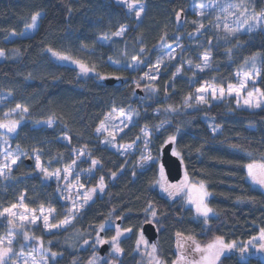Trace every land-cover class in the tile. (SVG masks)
I'll return each mask as SVG.
<instances>
[{
    "label": "trees",
    "instance_id": "trees-1",
    "mask_svg": "<svg viewBox=\"0 0 264 264\" xmlns=\"http://www.w3.org/2000/svg\"><path fill=\"white\" fill-rule=\"evenodd\" d=\"M263 1L252 0L253 8H261ZM192 2L146 0L144 17L138 21L115 0H0V50L6 53L0 61V119L17 105L28 109L16 133L7 137L10 147L34 153L54 167L72 162L76 149L82 148L88 159L80 162V168L98 162L88 185L101 178L106 183L104 194L97 195L65 228L50 233L41 226L35 230L57 254L48 264H87L97 249L70 246L69 237L92 238L105 222L118 219L123 227L137 230L152 220L153 211L159 229L157 246L168 264L177 258L183 240L207 243L222 236L226 242L246 241L264 229V191L252 185L246 170L249 162L264 160V106L238 107L236 97L229 96L187 107L203 83L237 84L236 71L258 52L261 74L256 84L264 91V30L246 31L226 41L207 32L191 39L189 33L199 23ZM38 12L43 15L32 35L11 37L25 30ZM119 31L122 37L115 35ZM161 43L180 44L184 50L175 62L161 68L158 94L144 100L137 89L144 83L142 69L130 70L129 64L133 57L153 61ZM54 53L80 60L97 73L81 76L77 67L58 60ZM203 54L210 55L206 69L195 71L185 65L186 60L201 65ZM118 59L126 60V65L115 66ZM104 75L118 81L108 85ZM128 105L137 109L138 116L119 140L133 142L148 126L159 149L174 141L190 178L207 184L214 215L196 219L183 198L171 200L156 187V164L141 169L138 154L121 156L103 145L97 127L114 107ZM50 120L53 126L44 124ZM27 159L0 184V211L22 198L30 208L50 207L57 217L65 216L67 205L56 183L44 181ZM4 232L0 228V235ZM112 235L105 230V236ZM120 245L118 264H138L136 235L122 238ZM219 264L264 262L259 255L241 259L234 251L223 255Z\"/></svg>",
    "mask_w": 264,
    "mask_h": 264
},
{
    "label": "rangeland",
    "instance_id": "rangeland-1",
    "mask_svg": "<svg viewBox=\"0 0 264 264\" xmlns=\"http://www.w3.org/2000/svg\"><path fill=\"white\" fill-rule=\"evenodd\" d=\"M115 1L117 3L122 4L126 8L127 13L134 16L138 21H141L143 19L146 10V0H136L135 8L133 10H129L127 8V4L123 3L122 0H115ZM129 2H132V0H129ZM239 2L240 0H193L191 5V11L197 15V19L199 20V23L197 27L192 32L189 33V38L195 39L200 34L203 35L205 32H207L210 34H214L218 41L220 39L226 41L227 40L226 38L237 36L246 31H251L256 29L264 30V24H258L254 28H249L247 25L242 24L241 20L243 19V17L240 16L239 11L235 8L231 9V11L237 13L234 16H229L228 13L224 11V9L229 4H235ZM244 4L248 9V13H247L248 15H251L253 12L257 14L264 12V1H263V6L259 9L253 8L252 0H244ZM141 5H143V12H141L140 16H136L135 12L139 11ZM38 13H39V17L37 19V27L40 21V17L43 15V12H38ZM225 24H227L231 28H238V31H236L235 34H230L227 31V29L224 27ZM30 25L27 26V28L20 33H12L11 37L32 35L37 30V27L32 28L30 27ZM201 25L203 26L201 27ZM119 32L123 34L122 31ZM122 34L118 36L122 37ZM183 50L184 47H181L180 44L171 45L168 43H161L158 46V53L156 54L153 61L148 62V60L145 61L137 60L129 64L130 70H137L138 68L142 69L141 80L144 83L137 87L139 97H142L145 100L152 97L153 95L158 94L157 79L161 68L164 65L175 62V60L181 55ZM205 55L208 56L207 62H205L204 60ZM64 56L66 55L64 54ZM254 56L256 57L254 63L252 57L247 59L245 63L235 73L239 79V82L237 84H232V86L238 87L241 81L243 80L244 72H252L254 75L256 72H259V75H255L254 79L248 81L245 89L241 91L239 96H237L235 92H233L231 95L228 94L227 89L229 85L227 87H223L211 82L203 83L201 86L196 88V96L195 98H193V100L190 101V103H188L187 105L188 109L198 104H202L204 102L221 101L229 96L236 97V104L238 107L254 110L264 106V103H262L260 107H251L243 103L244 99L247 98L248 91H253L254 89H260V87L256 83L260 79V74H261V53L258 52ZM55 57L62 62L77 67V69L79 70V74L81 76H85L89 74L95 75L97 73L93 68H90L85 63L84 64L89 69V71L87 72L81 71L80 65L75 63L77 59H71V60L61 59L57 55H55ZM202 57L204 61L199 66H194L187 60L185 61V65L187 67L193 66L195 71L206 69L209 65L210 55L203 54ZM5 58H6V53L4 52V55L0 56V61L4 60ZM118 60L119 61L113 62L115 66L119 67L121 65L123 66L126 65V60L124 59H118ZM179 71L180 68L176 70V73ZM106 77H110V76L104 75L103 79ZM202 87H207L209 90L206 92H198L197 90ZM213 87L217 89L215 96L211 94V88ZM219 88H223L225 90L223 96L220 95ZM200 95L204 96L203 102L197 101V98ZM238 100L239 103L237 102ZM141 102H147V101L142 100ZM20 106L21 108L16 107L14 109L5 112L3 114V117L0 119V122H7L12 120L19 121L16 128L17 131L19 124L24 120L25 114L28 113V109L27 112L22 111L23 108H26L25 106L22 105ZM120 109L124 110L126 114L125 116L120 115V111H119ZM128 116H130L131 118L128 119L127 118ZM137 116H138L137 109L133 108L131 105L124 107L117 106L114 107L111 111H109L106 114L103 121L99 124V126L96 129V133L102 136L103 145L108 146L112 150L118 152L121 156H126L129 154L130 155L138 154L137 156L139 159L137 165L141 169H144L152 164H156L159 168V177L156 182V187L159 189L161 193L166 195L171 200H174L176 198H183L185 200L186 205L190 206L193 209L194 217L196 219L206 220L208 219V217L214 215L215 211L209 205L208 202L211 192L209 191L208 186L204 181H193L186 172V170H184L183 176L178 181H170L168 179L165 169L161 163L162 148L159 149L156 145H154L151 135L152 130L148 126L143 127L140 133V137H137L133 142H122L119 140L120 137L133 126V124L136 122ZM208 121L212 125L211 127L215 129V131H217V128L214 127L212 121L210 119H208ZM44 124L47 126H53L54 122L50 120L44 122ZM16 131L8 132L7 129L0 128V159H1L0 169L4 170V175H0V184L6 182L11 177L14 167H16L23 159L28 158L29 160H31V163L33 161V163L36 166V171L42 175L44 181L46 182L53 181L56 183L59 194L66 202L67 206L64 210L67 213L65 216L59 218L57 217V212L54 208H50V207H40L37 209L30 208L21 199L19 203L15 204L17 205V208H15L14 211L17 213V216L14 219L17 225L22 224L23 227L17 226L13 229L9 224V220L13 218L7 217V215L0 216V228L3 227L5 229V232L1 234L0 237H7L10 231L14 232L12 247L14 251L17 253V255H14L12 257V261L18 262V264H23V262L27 260L28 264H32V257L35 256L36 260L40 261V264H48V259L50 257L55 258L57 254L55 253L56 254L55 256L52 255L53 252L50 250L49 247H47L44 244L42 238L34 233L35 230L39 226H41L43 230H45L47 233H50L65 228L66 226L71 224V222L79 214V212L88 203H90L97 195L104 194L106 190V183L102 179L103 191L100 190L101 180H99L96 185H88L90 178L94 175V169L98 165V162L95 160L97 162L95 165L92 164L91 166L80 168L79 167V165L81 164L80 162L82 160L88 159L87 156L82 151V148H77L76 151L74 152V156H75L74 160L76 161L75 164L70 162L60 167H54L51 162H43L42 159L34 153H29V151L19 152L18 150L11 148L7 137L14 135ZM62 140L64 142H68V137L63 136ZM158 151H160V154H158ZM173 152L179 155L174 147H173ZM6 156H8L9 159L6 160L5 159ZM12 159L16 160L15 164L12 163ZM37 161H39V166H37ZM5 164L8 165V168H4ZM57 170H59V174H56ZM185 174H187L189 183L192 184H197L199 182L204 183L206 191L209 193V195L205 199V202L208 205V207L213 209V211L209 213L207 217H204L203 215L197 213L196 205L188 201L187 189L183 192H176L175 194H170L173 192V190L168 186L172 184H179L181 181L185 179ZM247 177L253 186L264 191V186H261L258 183L252 181V179L248 175ZM81 185H83V187H81ZM166 188L168 190H165ZM93 189H95V191H92ZM86 196H90L91 198L87 199V201L85 202ZM41 209H43V211H41ZM2 211L3 209L0 212ZM153 212L151 213L152 215L151 221L154 220ZM22 215L26 216L27 219L21 221L20 216ZM44 217L48 218V224L50 225L60 224L61 221L65 220L66 218L69 220V223L63 224L60 227L50 228L45 226ZM33 220L34 222H32ZM117 227L119 228L121 235L118 237V240L116 242H113L112 237L116 236ZM106 229H110L111 232H113V235L110 237L105 236ZM126 229H130V231H125ZM25 234L29 237L28 240L24 239ZM131 234L136 235L135 252H136L138 264H168V262L161 257L159 253V248L157 246V242H152V243L149 242L142 231V227L138 228L137 230H134L133 228H125L121 225V222L116 223L114 221H107L103 224V227L100 226L98 233L94 237L82 240L81 239L82 236L75 234L69 237V241L67 243L70 246L79 245V247L82 248L91 246L92 248L97 249L93 257L88 261L87 264H90V262H94V264H118L117 259L122 256V252H123L122 247L120 245V240ZM255 237H258V235H256ZM141 240H143L146 243H139L138 245V242ZM249 240L237 241L238 247L226 251L225 254L238 251L240 253L241 259H247L249 255H259L261 260L264 262V249H261L259 247V240H257L255 243L252 244L248 243ZM85 241H87V243H85ZM211 241H208L207 243ZM104 243H108L109 248L106 254H100L99 248ZM183 243H179V245L177 246L178 256L175 260L172 261L171 264H191L193 260H198L200 257V254L194 252L193 250L195 244H200L201 246L207 244V243H202L201 241L195 238L186 239L185 241L183 240ZM41 244H43V248H41L40 246ZM117 244L121 249L120 252L115 251V247L117 246ZM153 244L156 245V251L154 253L152 252V247H151ZM245 244H248V248L247 251L242 254L240 252V246H243ZM181 245L183 247H181ZM21 249L23 250L22 254H20ZM181 256L185 257V259H179Z\"/></svg>",
    "mask_w": 264,
    "mask_h": 264
},
{
    "label": "snow or ice",
    "instance_id": "snow-or-ice-1",
    "mask_svg": "<svg viewBox=\"0 0 264 264\" xmlns=\"http://www.w3.org/2000/svg\"><path fill=\"white\" fill-rule=\"evenodd\" d=\"M123 3L127 4V8L129 10H133L135 8V4H136V0H132V2H129V0H122ZM232 8H235L239 11L240 16L243 17V19L241 20V23L244 25H247L249 28H254L256 27L258 24H264V12H261L259 14L253 12L251 15H248V9L246 7V5L244 4V0H240L239 3H235V4H229L224 11H226L228 13L229 16H234L237 13L231 11ZM141 12H143V5L140 6L139 11L135 12L136 16H140ZM39 17V13L34 14L31 17L32 23L30 25V27L32 28H36L37 27V19ZM203 25H201L202 27ZM224 27L227 29V31L230 34H235L236 31H238V28H231L229 27L227 24L224 25ZM122 33L117 32L115 33V35H121ZM23 35V34H21ZM4 52L3 50H0V56H3ZM54 55L59 56L61 59H68L71 60L72 58L70 56H64L60 53H54ZM256 57H252L253 63L255 62ZM134 61H137L138 58L137 57H133ZM205 62H207L208 60V56L205 55L204 57ZM75 63L80 65L81 71L83 72H87L89 71V69L86 67V65L77 60L75 61ZM159 63V61H158ZM147 75V74H146ZM255 75H259V72H256ZM255 75L252 72H244L243 73V80L241 81V83L239 84L238 87L236 86H232L229 85L228 86V94L231 95L233 92H235L237 94V96L240 95L241 91L245 89L247 83L249 80L254 79ZM209 89L207 87H202L200 89H198V92H206ZM224 89L223 88H219V93L221 96L224 95ZM217 89L215 87L211 88V94L213 96L216 95ZM198 102H203L204 101V96L200 95L197 98ZM239 103V100L237 101ZM243 103L245 105H249L251 107H260L262 103H264V91H261L260 89H254L253 91H248L247 92V98L244 99ZM17 108H21L20 105H17ZM22 111L27 112V108H23ZM120 115L121 116H125V112L123 109H120ZM128 119H130L131 117L128 116ZM19 121H7V122H0V128H4L7 129L8 132H15L17 125H18ZM99 131V129H98ZM213 131H215V129H213ZM113 135V134H110ZM171 139H175V137H171ZM130 147V145H129ZM5 159H9L8 156L5 157ZM12 163L15 164L16 160L12 159ZM73 164L76 163L75 160L72 161ZM97 162L95 160L92 161V164L95 165ZM37 166H39V161H37ZM4 168H8V165L5 164ZM247 168V175L252 179V181H254L255 183H258L261 186H264V160L261 161H253L251 163H248L246 165ZM59 174V170H57V173ZM70 174V172H69ZM0 175H4V170L0 169ZM78 179V178H77ZM81 187H83V185H81ZM169 188H171L173 190L172 193L170 194H175L176 192H183L187 189V199L190 203H194L196 205V211L197 213L203 215L204 217H207L209 215V213H211L213 211L212 208L208 207V205L205 202L206 197L209 195V193L206 191L205 185L203 182H199L197 184H192L189 183L188 181V177L187 174H185V179L183 181H181L179 184H172L168 186ZM100 190L103 191V180L101 178V184H100ZM165 190H168L167 188ZM92 191H95V189H93ZM90 196H86L85 197V202L87 201V199H90ZM22 199V198H21ZM75 207V206H74ZM17 208V205L13 204L11 207L9 208H4L2 212H0V216H5L7 215V217H11L13 219L9 220V224L10 226L14 229L15 227L19 226V227H23V225H17L16 221H15V217L17 216V213L14 211V209ZM41 211H43V209H41ZM153 215H155V213L153 212ZM27 217L26 216H20V220H26ZM44 221H45V226L46 227H50V228H56V227H60L63 224H67L69 223V220L66 218L65 220L61 221L60 224H56V225H50L48 224V218L44 217ZM34 222V220L32 221ZM103 227V225L101 226ZM125 231H130V229H126ZM121 235V232L119 230V228L117 227V234L116 236L112 237L113 242H116L118 240V237ZM13 236H14V232L10 231L7 237H0V264H18V262H14L12 261V257L14 255H17V253L14 251L12 244H13ZM24 239L28 240L29 237L25 234L24 235ZM257 240H259V247L261 249H264V229H260L258 237H252L249 240V244L255 243ZM85 243H87V241H85ZM139 243H146L143 240L138 242ZM6 245V246H5ZM41 248H43V244L40 245ZM152 252L154 253L156 251V245H152ZM181 247H183L181 245ZM238 247V242L237 241H231V242H226L224 237L222 236H218L215 237L211 242L201 246L200 244H195L194 246V252L199 253L200 257L198 260H193L191 262V264H219L220 260H221V256L223 254H225L226 251L232 250L234 248ZM248 248V244H245L243 246H240V252L243 254L247 251ZM22 249H21V253L22 254ZM115 251L116 252H120L121 249L119 248L118 244L115 247ZM53 256H55L56 254L53 253ZM151 255V254H150ZM179 259H185V257L181 256ZM23 264H28V261L25 260L23 262ZM32 264H40V261H37L35 256L32 257ZM90 264H94V262H90Z\"/></svg>",
    "mask_w": 264,
    "mask_h": 264
},
{
    "label": "water",
    "instance_id": "water-1",
    "mask_svg": "<svg viewBox=\"0 0 264 264\" xmlns=\"http://www.w3.org/2000/svg\"><path fill=\"white\" fill-rule=\"evenodd\" d=\"M105 83L108 85H113L118 81L116 77H108L105 80ZM122 82V79H120ZM174 141L167 142L161 150V163L165 169L167 177L170 181H178L183 176L184 165L182 158L173 152ZM30 165L31 162L29 159L26 160ZM121 220L118 219L117 223H120ZM142 231L149 242H156L159 236V229L155 222L149 220L142 224ZM109 248L108 243L102 244L99 248L100 254H106Z\"/></svg>",
    "mask_w": 264,
    "mask_h": 264
}]
</instances>
